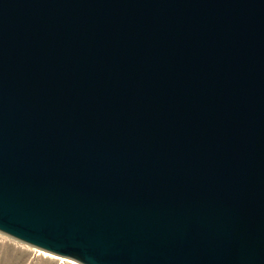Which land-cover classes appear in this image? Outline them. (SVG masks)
<instances>
[{"label": "water", "instance_id": "obj_1", "mask_svg": "<svg viewBox=\"0 0 264 264\" xmlns=\"http://www.w3.org/2000/svg\"><path fill=\"white\" fill-rule=\"evenodd\" d=\"M0 234L264 264V0H0Z\"/></svg>", "mask_w": 264, "mask_h": 264}, {"label": "rangeland", "instance_id": "obj_2", "mask_svg": "<svg viewBox=\"0 0 264 264\" xmlns=\"http://www.w3.org/2000/svg\"><path fill=\"white\" fill-rule=\"evenodd\" d=\"M0 264H70L0 234Z\"/></svg>", "mask_w": 264, "mask_h": 264}, {"label": "bare ground", "instance_id": "obj_3", "mask_svg": "<svg viewBox=\"0 0 264 264\" xmlns=\"http://www.w3.org/2000/svg\"><path fill=\"white\" fill-rule=\"evenodd\" d=\"M43 255H45V256H48V257H52V258H56L55 256H53V255H50V254H48V253H44V252H41ZM58 258V257H57ZM63 261H66V262H68V263H70V264H78V263H76V262H74V261H71V260H67V259H63V258H61Z\"/></svg>", "mask_w": 264, "mask_h": 264}]
</instances>
